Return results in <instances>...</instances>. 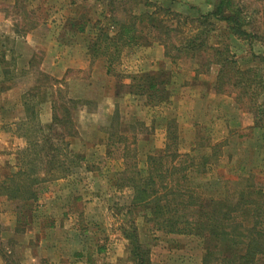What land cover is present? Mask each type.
I'll return each mask as SVG.
<instances>
[{
	"label": "rangeland",
	"instance_id": "1",
	"mask_svg": "<svg viewBox=\"0 0 264 264\" xmlns=\"http://www.w3.org/2000/svg\"><path fill=\"white\" fill-rule=\"evenodd\" d=\"M144 1L126 0L121 5L122 0H118L111 6L110 0H20L15 7L14 13L21 22L19 30L26 33V30L42 23L38 36L43 39L42 42L34 40V46L38 49L33 54L29 71L24 70L26 62L21 61L17 63L19 71L15 74V81L10 76L6 78L12 86L5 93L3 106L0 99V182L13 172H20L17 153L27 145L23 135L31 132L30 129L19 130L21 123L27 120L21 104L24 94L33 86H42L41 93L46 91L38 113L42 124L51 121L52 99L57 106L68 99L76 103L75 109H70L73 133L76 134L73 139L67 138L66 141L72 142L70 150L73 155L84 160L71 173L56 172L47 177L41 172V177L46 180L42 187L47 188H43L39 196L33 221L46 222V226L55 221L57 226L53 230L45 225L39 227L33 224L23 233L20 225V232H16L14 209L18 202L0 196V228L4 234L11 235L10 239H3L0 233V250L8 257L3 259L5 262L0 256V264H129L127 242L118 227L122 220L120 212L129 203L131 190L121 186L125 163L123 146L117 138L122 135L128 142L129 164L134 162L131 155L136 152L138 167L142 168L149 153H160L164 148L163 114L179 119V154L181 158L189 155L193 159L191 164L190 159L183 165H190L188 175L192 186L203 185L198 196L208 199L232 195L233 198L248 181H256L264 188V128L254 127V116L249 111V104L236 103L237 95L229 82L225 80L223 85V98L210 104L206 102L207 111L196 101L192 102L188 110L186 107L189 104L185 102L182 103L183 114L179 117L177 100L184 95L170 84L172 72L178 67L184 71L191 69L192 72L200 68L196 60L179 55L173 59L166 57L168 59L165 62L159 60L155 66L154 74L157 78L160 74L159 78L164 79L167 86L169 99L166 104L147 105L148 99L139 92L137 94V80L132 82L130 77L138 74H133L131 68L137 66L138 61L146 57L157 44L164 47L157 39L165 38L163 30L147 29L136 19L154 9L143 7ZM150 1L154 4L161 2L182 16L196 19L202 12L210 11L215 0ZM234 1L242 8L247 21L253 23L260 37V42L253 47L260 57H251L248 40L243 39L239 46L233 45L230 40L229 43L227 40L225 42L224 36L228 37L230 32L222 25H218L215 32L221 36L224 44L232 45L231 51L239 56L243 70H255L258 75L255 76L256 80L262 77L264 81V0ZM126 9L133 17L131 21L123 12ZM161 19L164 25H175L169 18ZM82 24L86 25L84 35L78 32ZM120 24L135 28L136 32L131 35L133 40H128L131 43L126 45L123 38L120 43H115V47L106 48L110 41L101 38L100 33L115 36L120 31ZM249 29L246 28L247 31ZM177 34L174 30L169 33V38L176 39ZM55 39L67 44L68 48L63 52H56L59 56L56 59L61 61L59 58L62 55L66 57L62 63L69 70L62 79L57 80L59 84L52 86L54 83L51 79L56 78L49 73L50 66L44 63L46 52L42 47L44 43L51 47ZM231 41L234 43L235 40ZM84 45L101 47L100 51L92 53L96 59L84 57ZM30 51L31 48L18 49L20 55ZM169 53L174 56L177 52L169 49ZM100 56L105 58V66L110 65L116 71V86L105 84L106 80L101 79L99 73L104 67V58ZM149 59L140 65H146L147 69L151 64L147 61ZM211 71L215 75L216 68L213 67ZM199 76L203 81L213 77L210 73H201ZM114 94H117L116 99L113 98ZM257 98L259 104L264 102V94ZM243 99L246 101L245 97ZM105 101H108L107 104H104ZM56 114L61 116L63 112L58 110ZM195 122L198 124L193 125ZM204 156L207 160L201 159ZM234 189L238 192H233ZM136 224L141 242L150 250L152 264H203L202 246L197 239L166 236L144 222L139 214ZM41 237L47 245L50 243L51 250L46 248L45 242H40ZM77 253L81 256L77 257Z\"/></svg>",
	"mask_w": 264,
	"mask_h": 264
},
{
	"label": "trees",
	"instance_id": "2",
	"mask_svg": "<svg viewBox=\"0 0 264 264\" xmlns=\"http://www.w3.org/2000/svg\"><path fill=\"white\" fill-rule=\"evenodd\" d=\"M114 1L118 0H110L111 6L114 5ZM125 1L122 0L121 5H124ZM142 5L154 9L151 12L146 11L136 19L147 29L164 31L162 34L167 39L157 40L164 46L165 55L172 59L182 55L190 60H196L200 64L196 71L198 74L209 73L215 67L216 92L225 93L223 85L226 81L229 82L236 92V103L245 106L246 102L249 104V111L254 116V127L264 128V102L259 104L257 98L264 94L263 78L259 77L257 81L255 76L258 75L255 74V70H243L239 64V56L231 51L232 45L224 44L221 36L215 32L217 26L222 25L230 32L228 37L223 35L225 42L227 40L229 43L230 40L235 45L240 40H248L251 57L254 59L260 57L253 51V47L260 42V37L257 36L253 23L248 22V18L243 15L238 3L234 0H215L212 9L206 13L202 12L196 19L182 16L161 2L154 4L146 0ZM123 12L126 13L128 21L133 19L127 9ZM161 18H169L175 25H164ZM85 26L82 24L78 27V32L83 33ZM248 27L250 31L246 30ZM119 29L115 36L109 37L106 33H100L101 38L110 41L106 48L115 47V43H120L123 38L126 45H130L131 42L128 40H133L131 35L136 32L135 28L128 24H120ZM174 30L178 32L176 39L169 38V33ZM232 39L235 40L234 43ZM88 48L90 56L96 59L92 53L100 51L101 47L88 45ZM169 49L177 53L172 56ZM0 64H3L1 59ZM29 64L31 65V60ZM109 68L111 69L110 65L107 66V72ZM1 72L5 79L9 76L7 70ZM159 75L157 78L155 74L149 72L130 77L132 82L137 80L136 92L148 99L147 105H164L169 99L165 80L160 79ZM51 80L54 83L52 86H56L55 83L59 84L57 79ZM41 89L42 86H33L24 94V101L21 104L27 120L21 123L19 130L30 129L31 132L23 135L27 145L17 153L20 172H13L0 182V196L18 202L14 209L15 231L20 232L19 226L22 225V233L32 226L39 196L43 188H47L42 187L46 180L45 177H41V172L47 177L56 172L71 173L72 169L78 167L77 164L84 160L83 157L73 155L70 150L72 142L66 141L67 138L73 139L76 134L73 133L74 123L70 117V109H75L76 103L68 99L57 106L52 99L51 121L42 124L38 113L42 104L41 98L46 96V91L41 93ZM136 92L134 90V94ZM58 110H62L63 115L58 116L56 114ZM161 122L165 130L164 148L160 153H149L142 168L138 167L136 152L131 155L134 162L129 164L128 142L122 135L117 138L123 146L122 156L125 163L121 173L124 177L121 186L131 190L130 201L120 212L122 220L118 227L127 242L128 263L152 264L150 250L140 240L136 224V216L139 214L144 222L166 236L197 239L202 246L203 264H264V188L256 181H248L242 191L233 190L238 192L233 198L232 195L217 198L212 196L208 199L198 196L203 185L192 186L188 175L190 165H183L190 159L191 164L193 159L189 155L183 156L182 159L179 154L176 118L163 114ZM201 159L207 160V157ZM206 188L208 189L209 185ZM0 256L2 260L8 258L3 250H0ZM76 256L81 255L77 253Z\"/></svg>",
	"mask_w": 264,
	"mask_h": 264
},
{
	"label": "crops",
	"instance_id": "3",
	"mask_svg": "<svg viewBox=\"0 0 264 264\" xmlns=\"http://www.w3.org/2000/svg\"><path fill=\"white\" fill-rule=\"evenodd\" d=\"M20 0H0V59L3 61V64H0V70H7L9 72L10 78L13 79V82L15 81L14 77L15 74L18 73V64L19 62H26L25 66V71H29V61L32 59L33 54L37 51L38 48L34 46V40H37L39 42H42L43 37H39V27H41L42 23H39L40 26L34 25L35 27H32L30 30H26L25 32H21L19 30V26L21 24L20 22V17L14 13L15 7L19 4ZM86 33V29H85ZM85 33H82L84 35ZM242 41V40H240ZM243 42V41H242ZM53 45L51 47H48L44 43L43 50L46 52L45 54V64L49 65V73L53 75L57 80L62 79V77L65 75V73L69 70V67L65 65V63H62V60H66V57H60L59 59L61 61H58L56 58L59 56L56 54V52H63L65 48L67 47L66 43H63L62 41H58L55 39L53 42ZM242 44V43H241ZM236 46H239L238 44H235ZM19 48H26L29 49L31 48V51L28 52L27 54L18 53ZM72 49V46L70 47ZM82 50L84 52V57H89L90 55V49L84 45L82 47ZM69 49H67L68 54ZM150 54V55H149ZM146 57H142L138 61V65L131 68L133 69L132 73L133 74H141V73H153L156 71L155 67L157 65V62L162 61L165 62L167 56L165 55V49L164 47L160 45L154 46V48L150 51ZM150 57L149 62L151 64L148 66L146 69V65H140L144 64L145 59ZM48 59V60H47ZM55 61H52V60ZM105 58L103 60L104 67L101 68L100 70V77L101 79L106 80V83H111L116 86L118 83V80L116 78V71H114V68L112 67L111 69L109 68V72H107V66H105ZM97 64V63H96ZM154 67H151L153 66ZM159 64V63H158ZM65 65V66H64ZM197 70V69H196ZM94 72V71H93ZM213 71H210L209 73L213 75V77L209 78L207 81H203L200 79L201 74H198L195 72L190 71H184L183 68H177L175 69L174 73L172 72L173 76L171 78L170 84L174 87H177L179 89V92H182L183 98H178V110L177 114L180 117L183 113L181 111L183 105L182 103L185 104V102H188L189 106L186 107L188 110L190 109V106H192V102L196 101V103H200V106H204L205 110L207 108V104L212 103L214 100L218 98H223L224 93H217L216 88H215V75L212 73ZM187 73V75H186ZM2 72L0 71V75ZM56 74V75H54ZM178 76H181V78H178ZM199 76V77H198ZM117 80V82H116ZM12 86L11 82L9 80L5 79L2 75L0 76V99H1V105L3 106L4 103V96L6 91L10 90V87ZM105 87V86H104ZM118 94V93H117ZM117 94H114L113 98H117ZM182 99H186L185 101H182ZM108 101H105L104 104H107ZM207 102V104H206ZM103 103V101H102ZM184 109V111L186 110ZM207 111V110H206ZM186 113V112H185ZM178 125V128L180 126V123L178 122L179 119L176 118ZM181 122V121H180ZM182 123V122H181ZM198 124V122H195L193 125ZM251 128V127H250ZM252 129V128H251ZM253 130V129H252ZM43 227L44 225L46 226V222L42 221H33L32 225ZM57 224L55 221H53L50 225L46 226L49 227V230H53L52 228H56ZM45 227V228H46ZM5 232H2L1 236L3 239H10L11 235L4 234ZM40 242H45L46 240H43L42 237L40 238ZM50 244V243H49ZM46 244V248L52 249V246ZM52 245V243H51Z\"/></svg>",
	"mask_w": 264,
	"mask_h": 264
}]
</instances>
